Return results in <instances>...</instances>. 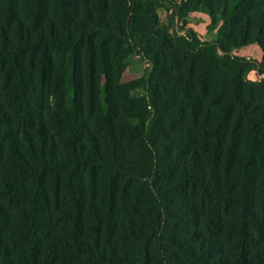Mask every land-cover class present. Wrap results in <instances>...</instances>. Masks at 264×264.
<instances>
[{
	"label": "trees",
	"instance_id": "trees-1",
	"mask_svg": "<svg viewBox=\"0 0 264 264\" xmlns=\"http://www.w3.org/2000/svg\"><path fill=\"white\" fill-rule=\"evenodd\" d=\"M165 1L0 0V264H264V0Z\"/></svg>",
	"mask_w": 264,
	"mask_h": 264
},
{
	"label": "rangeland",
	"instance_id": "rangeland-1",
	"mask_svg": "<svg viewBox=\"0 0 264 264\" xmlns=\"http://www.w3.org/2000/svg\"><path fill=\"white\" fill-rule=\"evenodd\" d=\"M179 6L180 0H167L164 2V8L157 10L159 21L164 27L169 29L172 34L178 36H185L187 30H192L203 42L220 43V29L223 23L219 19L212 21L207 14L202 12H187L186 14L182 13L183 16H180ZM222 46L228 47L225 43ZM231 54L249 61L256 60L260 62L262 60V51L257 45H249L241 49L231 50ZM125 63L126 68L122 78L123 82L147 79L152 69L151 63L139 52L131 54ZM248 79L251 81L263 80L264 74L253 71L248 74ZM142 95V89H136L132 92L134 98H139ZM52 100V97L43 95L42 99L34 101L33 104L37 117L43 118L46 123L47 117L50 116L49 113L53 110ZM13 128V134L18 136L20 133L16 131L23 129L22 126H17L16 123H14ZM20 130L19 132H21Z\"/></svg>",
	"mask_w": 264,
	"mask_h": 264
}]
</instances>
